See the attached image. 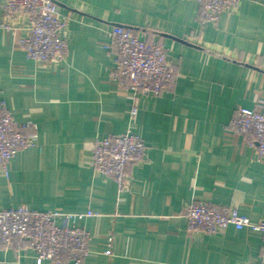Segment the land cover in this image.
I'll list each match as a JSON object with an SVG mask.
<instances>
[{
  "label": "crops",
  "instance_id": "crops-1",
  "mask_svg": "<svg viewBox=\"0 0 264 264\" xmlns=\"http://www.w3.org/2000/svg\"><path fill=\"white\" fill-rule=\"evenodd\" d=\"M56 1L68 19V55L45 64L21 46L26 18L3 29L0 2V103L39 137L0 171V209L93 211L76 223L90 232L82 264L264 262L259 231L189 232L184 215L197 200L264 219V163L250 133L231 129L239 107L264 108V0H241L217 23L200 20L197 0ZM115 24L164 44L171 89L134 97L111 80L116 51L107 32ZM128 130L146 150L127 164L119 191L91 155L96 138ZM0 262L53 264L39 263L26 241L19 250L0 244Z\"/></svg>",
  "mask_w": 264,
  "mask_h": 264
},
{
  "label": "built area",
  "instance_id": "built-area-1",
  "mask_svg": "<svg viewBox=\"0 0 264 264\" xmlns=\"http://www.w3.org/2000/svg\"><path fill=\"white\" fill-rule=\"evenodd\" d=\"M198 16L202 22L217 23L223 12L234 11L241 0H197ZM1 26L14 31L21 17L29 22L28 33L21 46L27 56L39 63L61 62L68 55L64 36L68 19L59 12L56 0H0ZM110 44L116 51L111 80L121 89L137 95L158 96L171 89L174 70L167 60V48L160 41L141 39L130 26L115 24L108 32ZM137 107L132 109V116ZM35 126L31 121L16 122L12 112L0 103V171L8 172L11 159L21 149L38 146ZM236 133H250L257 159L264 163V108L239 107L231 120ZM146 150L145 140L131 130L94 140L91 166L112 177L119 191L129 183L127 164L139 160ZM93 211L67 213L59 210H38L26 205L0 209V244L19 250L26 241L34 249L36 260L64 264L71 260L82 264L90 254V232L76 223ZM184 215L187 230L216 233L230 225L237 229L249 227L262 235L264 249V219L252 221L236 207L217 209L205 201H192ZM72 221V223H70ZM112 237H109L111 242ZM106 254H111L109 248ZM0 264H2L0 262ZM256 264H264L259 262Z\"/></svg>",
  "mask_w": 264,
  "mask_h": 264
}]
</instances>
